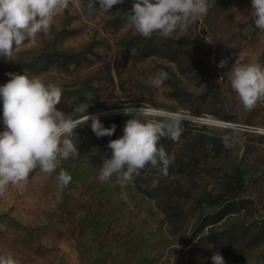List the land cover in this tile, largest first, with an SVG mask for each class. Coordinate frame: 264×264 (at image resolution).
I'll use <instances>...</instances> for the list:
<instances>
[{
  "label": "rangeland",
  "instance_id": "374dc122",
  "mask_svg": "<svg viewBox=\"0 0 264 264\" xmlns=\"http://www.w3.org/2000/svg\"><path fill=\"white\" fill-rule=\"evenodd\" d=\"M88 2L69 0L48 31L15 48L12 61L0 58V85L23 72L55 83L63 93L57 108L72 119L85 105L94 115L144 104L230 125L174 116L180 138L159 142L174 157L167 175L149 165L126 186L98 176L109 141L131 117L99 116L105 128L116 125L112 136L98 138L90 120L78 126L75 160L51 175L37 168L0 195V255L20 264H212L218 251L226 264H264V100L246 110L226 75L242 51L245 63L264 66L251 0H208L202 19L166 40L127 26L134 0L111 16L98 4L89 14ZM222 59L228 67H218ZM161 71L168 79L157 88L149 78ZM2 116L0 101V131ZM61 168L72 177L67 186L56 179Z\"/></svg>",
  "mask_w": 264,
  "mask_h": 264
},
{
  "label": "clouds",
  "instance_id": "9594fccd",
  "mask_svg": "<svg viewBox=\"0 0 264 264\" xmlns=\"http://www.w3.org/2000/svg\"><path fill=\"white\" fill-rule=\"evenodd\" d=\"M124 0H89V14L98 10L111 16V9ZM69 0H0V58L12 61L15 48L26 40L35 39L48 31L58 11L66 10ZM209 11L208 0H134L126 14V24L145 39L158 34L161 39L171 38L174 33L186 32ZM250 16L256 28L264 32V0H251ZM211 43V42H209ZM246 53L241 52L226 71L232 90L246 110H253L264 100V66L255 62L245 63ZM220 68L228 67L222 59ZM225 74V73H224ZM10 79L0 85V101L3 105V130L0 131V195L9 185L27 183L30 174L39 168L51 175L60 167L61 161L75 160L79 155L73 133L78 126L91 121V130L99 138L112 136L116 125L105 128L98 115H89V105L76 109L86 113L82 118L72 119L58 110L62 89L59 85L45 83L38 75L25 72L9 73ZM168 79L166 72L149 78L157 88ZM150 109L128 107L123 115V135L110 140L111 158H106L100 167L98 180L107 182L117 176L122 186L134 182L135 176L147 166L159 168L167 175L174 157H170L159 143L162 138L177 141L182 128L174 114L160 119L148 118ZM61 186L71 182V175L61 168L57 177ZM212 264H226L217 251L211 256ZM0 264H20L12 255H0Z\"/></svg>",
  "mask_w": 264,
  "mask_h": 264
},
{
  "label": "built area",
  "instance_id": "2783aa9c",
  "mask_svg": "<svg viewBox=\"0 0 264 264\" xmlns=\"http://www.w3.org/2000/svg\"><path fill=\"white\" fill-rule=\"evenodd\" d=\"M155 114H160V115H166V114H174V113H160V112H155L153 110L150 109L148 115H155ZM174 116H179V117H183L195 122H199V123H204V124H215V125H220V124H216L214 123L210 118H203V117H194V116H188V115H184V114H174Z\"/></svg>",
  "mask_w": 264,
  "mask_h": 264
},
{
  "label": "bare ground",
  "instance_id": "6f19581e",
  "mask_svg": "<svg viewBox=\"0 0 264 264\" xmlns=\"http://www.w3.org/2000/svg\"><path fill=\"white\" fill-rule=\"evenodd\" d=\"M151 110H153V111H155V112H160V113H173V112H166V111H163V110H155V109H151ZM174 114H178V115H180L179 113H174ZM214 123H216V124H220V125H230L228 122H223V121H219V120H215V119H212V118H210Z\"/></svg>",
  "mask_w": 264,
  "mask_h": 264
},
{
  "label": "water",
  "instance_id": "95a60500",
  "mask_svg": "<svg viewBox=\"0 0 264 264\" xmlns=\"http://www.w3.org/2000/svg\"><path fill=\"white\" fill-rule=\"evenodd\" d=\"M123 109H118V110H112V111H102V112H98L94 115H98V116H102V115H105V114H109V113H117V112H122ZM222 126H228V125H222Z\"/></svg>",
  "mask_w": 264,
  "mask_h": 264
},
{
  "label": "trees",
  "instance_id": "16d2710c",
  "mask_svg": "<svg viewBox=\"0 0 264 264\" xmlns=\"http://www.w3.org/2000/svg\"><path fill=\"white\" fill-rule=\"evenodd\" d=\"M150 55H153V54H152V53H150V52H149L148 54H146V56H150ZM127 117H128V116H127ZM226 119H227V118H226ZM227 120H228V119H227Z\"/></svg>",
  "mask_w": 264,
  "mask_h": 264
}]
</instances>
